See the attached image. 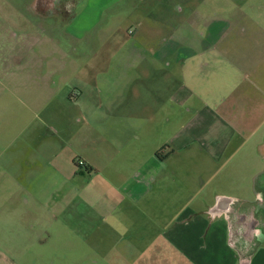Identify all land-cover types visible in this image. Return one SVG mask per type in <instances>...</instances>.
Returning <instances> with one entry per match:
<instances>
[{"label": "rangeland", "instance_id": "rangeland-1", "mask_svg": "<svg viewBox=\"0 0 264 264\" xmlns=\"http://www.w3.org/2000/svg\"><path fill=\"white\" fill-rule=\"evenodd\" d=\"M15 1L12 40L0 20V189L15 264H181L162 239L171 220L217 197L249 201L264 168V0H230L213 21L201 0H119L81 37L40 33ZM173 77L169 91L182 81L195 92L174 113ZM233 107L224 118L247 133L221 162L194 146L153 165L155 127H203L209 110Z\"/></svg>", "mask_w": 264, "mask_h": 264}, {"label": "crops", "instance_id": "crops-1", "mask_svg": "<svg viewBox=\"0 0 264 264\" xmlns=\"http://www.w3.org/2000/svg\"><path fill=\"white\" fill-rule=\"evenodd\" d=\"M19 1V0H18ZM119 0H20V4L23 5V12L29 18L36 19L38 21L37 29L40 33L45 31L46 28L56 30H65V32L75 35L76 37L84 36L89 30V27L95 21L96 13H102L108 7L116 4ZM15 0H0V20L3 23V33L12 40L15 35V24L12 19L18 15L20 9L16 8ZM36 2L42 4V6H36ZM81 8V10H79ZM9 11V12H8ZM55 26H51L49 22ZM19 30V29H17ZM234 32L243 34L246 33L245 28H234ZM216 32L209 30L207 36H213ZM217 35V34H216ZM213 48V47H210ZM230 69L234 74V61L230 64ZM247 67V66H246ZM249 70L253 68L247 67ZM173 81L167 83L165 90L168 91L166 98L167 104H170L171 108L185 106L189 99L195 92L192 91L184 82L180 81L178 88L169 91V87L173 86ZM228 94H234V88H227ZM232 96V95H231ZM157 100L162 96H156ZM164 103L160 109L166 105ZM208 123L202 125L203 127H190L188 123H184L182 127H155L150 137L153 134L159 136L163 135V139L156 144V148L151 151V161L153 165H160L159 160L155 157V153L161 148L165 147L166 158L178 157V155H184L192 147H197L202 152L208 162L217 164L223 160L228 151V148L234 143L238 145V141L241 137H245L247 133L246 127H243L244 121H241L234 117V127L231 126L227 119L233 116L234 107L231 110H227L222 114H219L216 109L209 110ZM235 116V115H234ZM169 121V120H167ZM262 147V145L260 146ZM159 148V149H158ZM164 155V154H163ZM146 158L150 160V155H146ZM235 158V157H234ZM89 168V167H88ZM140 180L143 184L149 183L150 174H148L147 168H140ZM93 171V170H92ZM153 175V174H152ZM264 176V168L257 172L255 179ZM153 177V176H152ZM151 178V177H150ZM0 264H15L14 256L12 254V247L10 246L8 233L4 232L8 230V204L6 197L2 192H5L4 188L0 189ZM230 208L233 209V214L228 213V219H225L224 215L211 218L208 216V210L206 207L203 211L192 210V208H186L180 212L174 219L171 220L170 225L167 226L162 239L167 244V251L169 258H178L181 264H226L225 255L230 256L229 264H239V256L237 254V245L235 248L230 247L228 244V221L232 228L238 229L237 222L245 215L246 220L249 218L247 212H243L240 218L235 217L236 206H246L250 204L252 199L238 200ZM222 211H227V207L223 205ZM248 216V217H247ZM171 251V253H170ZM253 252V250L251 251ZM158 256V255H157ZM249 256V255H248ZM250 264H264V246L260 245L256 248L252 255L249 256ZM20 259V258H19Z\"/></svg>", "mask_w": 264, "mask_h": 264}, {"label": "flooded vegetation", "instance_id": "flooded-vegetation-1", "mask_svg": "<svg viewBox=\"0 0 264 264\" xmlns=\"http://www.w3.org/2000/svg\"><path fill=\"white\" fill-rule=\"evenodd\" d=\"M233 2L234 1L230 0H201V3L199 5V12L206 19H212V21L216 19H226L229 12L234 11V5L232 4ZM36 6L40 7L42 6V4L36 2ZM206 30L209 31L208 28H206ZM164 149L165 147L161 148L155 153V157L158 160L166 158V155H161V152H163ZM261 177L256 179L257 182L256 180L254 182V198H252L250 204H247L246 206H236V209L238 210L237 212L235 211L234 217L236 219L240 218V215H237V213L242 214L243 212H247V215L252 214L255 220L257 221V228H255V230L257 231L254 234L253 240L249 242V245H255V247L253 248V252L258 246H264V176ZM247 220L249 221V218ZM240 242L241 243H236L237 254L238 256L246 257V249L249 248V245L245 242H242V239H240ZM253 252H249L248 255H252Z\"/></svg>", "mask_w": 264, "mask_h": 264}, {"label": "water", "instance_id": "water-1", "mask_svg": "<svg viewBox=\"0 0 264 264\" xmlns=\"http://www.w3.org/2000/svg\"><path fill=\"white\" fill-rule=\"evenodd\" d=\"M236 201L234 199H228V198H222L217 197L215 200V204L208 210L207 214L211 218L219 217L221 215L225 216V219H228L227 214H233V209L230 208ZM225 205L227 207V211H222V206ZM237 226H239L238 229H233L231 224H229L228 221V230H229V238H228V244L230 247L235 248L236 243H241L240 239H242V242H245L249 245V242L253 240L254 234L257 230V221L253 217L252 214L249 215V221L246 220L244 216H242L239 221L237 222ZM255 247L254 244L249 245V248L246 249V257L239 256V264H250V258L248 256V253L253 250Z\"/></svg>", "mask_w": 264, "mask_h": 264}, {"label": "trees", "instance_id": "trees-1", "mask_svg": "<svg viewBox=\"0 0 264 264\" xmlns=\"http://www.w3.org/2000/svg\"><path fill=\"white\" fill-rule=\"evenodd\" d=\"M77 166H79L78 164H76ZM80 167H83V168H85L88 172L90 171H92L90 168H88V167H86L84 164L82 165V166H80Z\"/></svg>", "mask_w": 264, "mask_h": 264}, {"label": "built area", "instance_id": "built-area-1", "mask_svg": "<svg viewBox=\"0 0 264 264\" xmlns=\"http://www.w3.org/2000/svg\"><path fill=\"white\" fill-rule=\"evenodd\" d=\"M78 165H79V166H82V165H83V163L79 162V163H78Z\"/></svg>", "mask_w": 264, "mask_h": 264}]
</instances>
